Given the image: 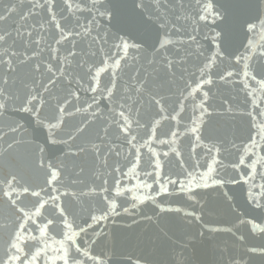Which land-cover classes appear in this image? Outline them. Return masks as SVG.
<instances>
[{
    "label": "snow or ice",
    "instance_id": "6c2138e0",
    "mask_svg": "<svg viewBox=\"0 0 264 264\" xmlns=\"http://www.w3.org/2000/svg\"><path fill=\"white\" fill-rule=\"evenodd\" d=\"M258 35L264 36V0H9L0 7V117L25 113L37 127L48 129L44 144L24 143L23 139L8 144L12 149L24 143L35 166L44 172L43 187L31 184L7 153L0 165L4 169L0 200L8 210L0 223L6 235L0 246V264H40L41 260L43 264H110L107 251L93 254L94 245L105 234L94 231L89 237V230L120 215L117 198L124 192L133 193V202L122 208L125 214H138L145 201L155 203L152 195L135 194L140 189L147 193L154 185L156 195H172L171 188L195 200V189L224 188L242 181L249 185V206L264 211V183L255 190L253 173L258 161L250 155L258 148L264 152V51L256 55L254 39ZM81 43L86 48L77 50ZM102 74H108L107 82L102 83ZM216 78L230 85L238 78L239 91L245 95L243 104L251 105V110L240 112L241 117L249 118L247 142L231 145L238 157L230 167L239 179L221 174L228 167L220 159L226 151L224 142L202 138L210 98L204 89ZM197 94L202 96L198 102ZM173 96L179 101L178 108L166 106ZM190 98L193 114L184 132L172 130L169 139H158L157 126L162 120L170 118L181 124L179 117ZM49 106L54 115L42 117ZM152 109L156 110L153 119L142 122L143 113ZM228 110L232 111L231 105ZM76 114H82L79 126L64 133L67 139L59 138L66 118ZM94 124L98 126L93 130ZM4 126L13 137L27 134L20 121ZM185 133L193 135L191 157L196 156L197 148L204 150L203 164L195 159L191 170L173 147ZM154 143L168 151H157ZM54 145H63L67 151L45 163V155ZM169 153L181 157L182 171L175 176L163 171L162 157ZM246 159H251L247 175L241 171ZM259 163L264 164V155ZM142 167L151 170L141 172ZM125 178L137 183L122 189ZM113 191L115 196L110 198ZM88 195L94 199L86 209L69 212L64 206L63 197L81 201ZM224 195L233 198L228 192ZM29 196L35 202L26 207ZM241 196H245L243 191ZM46 205L53 209L52 218L43 215ZM157 206L160 212L173 211ZM186 215L200 219L195 212ZM41 219L45 222H38ZM239 223L264 233L254 220ZM50 226L62 229L61 239L51 237L59 245L51 248V255ZM247 252L250 257L264 258V246L250 247ZM135 264L142 261L137 259ZM230 264L250 261L241 257Z\"/></svg>",
    "mask_w": 264,
    "mask_h": 264
},
{
    "label": "water",
    "instance_id": "95a60500",
    "mask_svg": "<svg viewBox=\"0 0 264 264\" xmlns=\"http://www.w3.org/2000/svg\"><path fill=\"white\" fill-rule=\"evenodd\" d=\"M8 2L9 0H0V7ZM18 19L17 16L12 17L14 21H18ZM204 31H207V29H204ZM49 40H51V37H49ZM254 43L257 45L256 55H259L260 51H264V49L260 48V45L264 44V36L258 35L254 39ZM64 47L68 46L65 45ZM81 47L86 48V44L81 43L78 45L77 50ZM62 54L66 53L62 52ZM216 71H219V69ZM221 74L223 73L221 72ZM101 79L102 83L107 82L109 79L108 74H102ZM252 86H256L254 82H252ZM241 87L242 85L238 82V78L235 85L225 84L216 78L213 85L206 86L204 89L209 91L210 98L206 101L208 112L204 116L205 123L202 138L205 139V142H207L209 136L214 141L224 142L226 151L221 155L220 159L224 161L225 165H228L221 171V174L226 179L229 177L239 179L238 174L230 167L231 163L236 162L238 157L237 150L233 149L231 145L232 143L240 145L242 140L247 142L249 135V118L246 116L241 117L240 112L241 110H251V105L250 103L247 106L243 104L245 95L239 91ZM199 99H202V96L197 94V102ZM225 101H228V103L226 104ZM192 103L191 98L185 101L186 109L179 117L181 120L180 125H177L170 118L161 121L160 125L157 126L158 139H169L172 130L184 132V126L189 124L193 114ZM178 104L179 101L175 96L166 101V106L172 105L178 108ZM229 105L232 107L231 112L228 110ZM68 111H73V109L69 108ZM155 111V109H152L144 112L142 122L152 120ZM41 115L44 118L54 115L52 107L45 108ZM196 115H199V110H197ZM81 117L82 114H76L73 117L66 118L59 138L67 139L64 133L73 132L79 126ZM155 118L158 119L159 117ZM12 120L23 123L27 134L18 133L13 137L11 133H8V129L4 125ZM97 126L96 124L92 125V129L94 130ZM150 127L151 125H149ZM0 128H2L0 136H4L3 139H0V165L3 164L4 155L7 153L12 165L22 170L31 184L35 187H43L45 183L44 172L35 166L34 157L26 150L24 143L34 141L35 143L44 144L48 129L46 127L42 129L37 127L34 119L25 113H9L6 117H0ZM5 133L7 135H4ZM140 135H143V133L141 132ZM144 138L146 139L147 137L145 136ZM13 139H23L24 143L19 146L13 145V148L9 149L8 144L12 143ZM140 142L142 143V140ZM192 143L193 135L185 133L183 136L178 137L177 143L173 145L181 152V157L190 170L195 159H200L202 164L204 162L202 159L204 150L202 148H197L195 157L190 156ZM152 147L161 153L168 151L167 147L155 143ZM66 151L67 149L63 145L50 147L45 155V163L49 159L60 157ZM142 151L145 154L147 153V149ZM38 155L36 153V156ZM250 155L251 159L258 161L256 172L253 173V182L257 186L255 190H258L259 185L264 183V180L261 179V174H264V164L259 163V157L264 155V152H261L258 148L255 150V154ZM181 157H176L174 153H169L168 157H162L164 173H171L175 176L176 173L181 172L182 169L179 166ZM145 159H147L146 155ZM251 159H246V165L241 168L245 175L248 174L247 164L251 163ZM67 162L71 166V158ZM150 170L147 167L140 169L141 172ZM3 174L4 169L0 167V175ZM148 182L151 183V180ZM136 183L135 179L129 181L128 178H125L122 181L121 188L131 189ZM248 187V184H244L241 181L239 185L227 184L224 188L195 189L192 194L195 195L196 199L189 200L187 193H178L171 188L172 195H156L158 187L154 185L153 189L147 193L143 189L135 193L136 195H152L155 197V203L152 200H148L140 204L136 215L123 213L122 208L133 202V193L131 191L124 192L117 198V203L120 206L117 211L120 212V215L111 218L107 222H101L98 226L94 225L93 229L89 230V237L92 236L94 231L105 234L94 245L93 254L107 251L109 257H111L110 264H135L137 259H140L142 264L144 262H148V264H230L233 259L241 257L248 259L250 264H264V258L259 256L250 257L247 252L250 247L264 246V233H261L259 228L253 232L252 225L248 223H239L240 220H254L261 228H264V211H254L246 201ZM242 191L245 193L243 197L241 196ZM224 192H228L233 197L232 200H228ZM112 196H115L114 191L111 193L110 198ZM62 199L67 210L73 212L80 211L81 208L86 209L94 197L88 195L81 201H77L72 197H63ZM34 202V199L30 196L25 198L26 207H31ZM157 205H163L166 209L171 208L173 211L160 212V208ZM177 208L181 209V211H175ZM42 212L48 218H52L54 214L53 209L48 205L45 206ZM191 212L199 215L200 219L196 220L186 215ZM7 214L8 210L3 200H0V223L4 222ZM82 214L86 218V212ZM148 217L151 219H148ZM38 222L43 223L45 221L41 219ZM213 229L220 230L213 231ZM61 231L62 229L59 226H50L47 233L49 237L48 243L51 246L49 255L53 254L51 248L59 246L51 237H54L55 240L61 239ZM240 236L244 237L243 241L239 239ZM87 238L85 237V239ZM5 239L4 231L0 230V246L3 245ZM113 251L115 255L112 254ZM40 264H43V260L40 261Z\"/></svg>",
    "mask_w": 264,
    "mask_h": 264
}]
</instances>
